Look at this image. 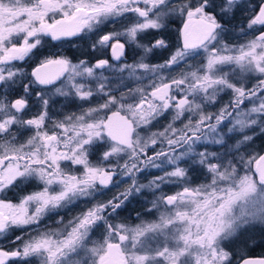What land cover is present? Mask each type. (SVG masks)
I'll return each mask as SVG.
<instances>
[{"label": "snow or ice", "instance_id": "snow-or-ice-1", "mask_svg": "<svg viewBox=\"0 0 264 264\" xmlns=\"http://www.w3.org/2000/svg\"><path fill=\"white\" fill-rule=\"evenodd\" d=\"M72 38L92 40L87 59L47 51ZM126 45L133 63L101 58ZM0 88L20 90L0 96V264H264V0H0ZM52 96L80 111L53 112ZM148 167L162 174L140 183ZM167 184L157 219L116 222ZM20 186L34 190L7 199Z\"/></svg>", "mask_w": 264, "mask_h": 264}, {"label": "trees", "instance_id": "trees-1", "mask_svg": "<svg viewBox=\"0 0 264 264\" xmlns=\"http://www.w3.org/2000/svg\"><path fill=\"white\" fill-rule=\"evenodd\" d=\"M173 25L177 26L174 28V30H172V36L170 34V40L174 43L176 40V36H177V29L182 27L181 22H179L177 19H175V22L172 23ZM109 30V29H106ZM169 32H171V30H169ZM74 40V45L73 44H69L68 42H60V41H49L47 44V51L48 52H58L62 55H66L69 58L73 59V61L75 62L77 59H87V57H83L80 55V50L86 49L88 48V46L92 43L91 39H84V40H80L77 38H72ZM147 40V39H146ZM234 43H240L241 41H236L233 40ZM164 52V51H162ZM167 53V52H164ZM169 53V52H168ZM130 54V52H129ZM101 58H109V55L105 54L103 57ZM154 60L153 59H150ZM93 63L95 61H92ZM115 62V61H114ZM153 62V61H152ZM35 62H33L34 64ZM20 67H22L23 69H25L26 67L24 65H20ZM28 74V78L30 77V71H25ZM24 82L26 83L27 80H24ZM20 92L19 89H17L16 91H12L11 89H6V88H1L0 89V96L2 95H7L9 99H14V98H18L17 93ZM22 94V93H21ZM36 98L35 94H33L31 96V98L29 99V103L31 104L32 101ZM225 97H223V102H225ZM53 110L55 109V107H52ZM262 141H264V138L258 139L257 142L258 143H262ZM149 155H151V152H149ZM140 180V183L146 182V178H142V176L138 173L137 174ZM173 188V187H172ZM34 190V186H28V187H24V186H20L16 189L11 190L10 192L7 193V199L12 200V201H18L19 197L22 195L27 194L30 191ZM169 190V192H168ZM173 192H175L173 189H167L165 192H159L157 191L155 196H153L150 192L146 191V195H135L132 197H129V201H126L125 206H122V208L119 210V216L116 218V222H126L129 226L133 225L134 223H132V220H135L137 217L136 215H141V214H145L146 210L152 206V201L154 199H156V197L165 194V195H169V194H174ZM113 193L116 192H111L108 193V195L106 196L107 198H110ZM131 208V209H130ZM135 214V215H132ZM19 234V233H16ZM257 240H259V235H257ZM6 247H11L10 245H6ZM262 252H264V245H261L259 247H257L255 249V251L253 252V255H259Z\"/></svg>", "mask_w": 264, "mask_h": 264}, {"label": "rangeland", "instance_id": "rangeland-1", "mask_svg": "<svg viewBox=\"0 0 264 264\" xmlns=\"http://www.w3.org/2000/svg\"><path fill=\"white\" fill-rule=\"evenodd\" d=\"M177 20L180 22V19L177 18ZM119 28L120 25H109L108 29L111 30L112 28ZM177 27L175 25H173L172 23L170 24L169 26V30H171L170 34L172 36V30H174V28ZM145 39H148V38H145ZM129 52H130V58L129 60H125L122 58L121 61H115L114 63H112L113 65L115 66H120L122 65L124 62L126 63H133L134 62V58H133V52H132V47L129 46ZM170 53H164L162 51H157V53L155 54V56L153 57H150L147 61V63H151V64H156V63H160L162 62L164 59H166L168 56H169ZM154 60H151L150 59H153ZM136 59H139V57L137 56ZM201 59V57H197L195 61H193L194 63H198L199 60ZM153 61V62H152ZM20 63H23L21 61H17L16 64L20 67ZM23 72H25V70L20 67ZM101 72H103V74L105 76H109L110 78L113 76V73L111 70H97V75H99ZM26 73V72H25ZM138 75L140 74V70H138ZM127 72L123 73V76L124 77H127ZM173 75H175V73H173ZM113 85L116 84V81L115 79H113ZM125 83L128 84L129 87H136V83L135 82H132V81H129V80H126ZM143 84H147V79L145 78L143 81H142ZM57 86H59V82H57ZM225 97V101H227L229 99L228 96H224ZM51 100L54 101L53 103H51V108L52 107H55V109L53 110V112L55 113H69V112H79L80 109L79 107H77L78 104H80L81 102L80 101H76L75 103H72V100H73V97H63V96H52L51 97ZM221 103H223V100L221 101ZM30 107H31V111L27 114V116H25V118H30L32 115H34L39 109L38 107L36 106V98L32 101V103L30 104ZM87 106V105H85ZM220 107V104H217L215 105V107H209L207 110L208 111H216L218 110V108ZM168 122L167 119H162L160 121V124L156 126V128H162L166 123ZM227 123V121H226ZM154 131L156 130L155 128L153 129ZM27 133L25 134L24 137H21L20 140L21 142L27 138ZM256 144L257 145H260L261 143H258L256 141ZM209 149H216V148H219L220 146L219 145H208ZM199 150H202V149H199ZM162 174V171L161 169H157V168H152V167H148L144 170V173L142 175V178H146V182H143L144 184H146L148 182L149 179H151L153 177V175H161ZM125 181L127 180V177H124L123 178ZM128 185L127 183H124L122 184L119 188L117 187H112L111 191L110 192H106L105 196L101 197V199H107V195L108 193H111V192H119V191H123L124 188H126ZM173 187V188H172ZM173 189L175 192L179 190V188L174 185V184H167V185H162V189H163V192H165L167 189ZM160 192V191H159ZM169 192V190H168ZM173 192V193H175ZM115 194V193H113ZM172 194V193H171ZM169 194V195H171ZM129 201V200H128ZM127 201V202H128ZM126 204V202H125ZM125 204L123 206H125ZM81 207H83V205H81ZM131 209V208H130ZM149 209H152V206L149 207L145 214H141L140 216L139 215H136L137 217L134 216V218H136L135 220H132L134 223L133 225H130V226H135L139 223H141V221H144V222H151V221H154L155 219H157V217L159 216V212L156 211L155 209H152L151 213H149ZM78 211H80V208H75L73 209L70 213H67L66 214V218H71L72 215H75ZM132 215H135V214H132ZM48 223H51V221H48ZM95 238V237H94ZM33 264H35V261L33 262Z\"/></svg>", "mask_w": 264, "mask_h": 264}, {"label": "flooded vegetation", "instance_id": "flooded-vegetation-1", "mask_svg": "<svg viewBox=\"0 0 264 264\" xmlns=\"http://www.w3.org/2000/svg\"><path fill=\"white\" fill-rule=\"evenodd\" d=\"M107 55H109V58H106V59H109L111 63H114L115 60H111V51L108 50L106 52ZM130 54H129V46L126 45V54H125V57L123 59L125 60H129L130 58ZM23 63H20L21 66L24 65L26 68L24 69L25 71H32V69L36 66V63L33 64V62H35L34 60H27L26 62L25 61H21ZM16 63V62H15ZM59 82V81H58ZM1 89V88H0Z\"/></svg>", "mask_w": 264, "mask_h": 264}]
</instances>
